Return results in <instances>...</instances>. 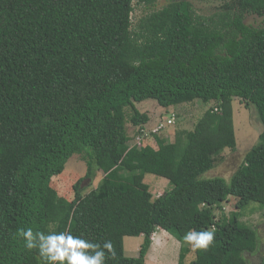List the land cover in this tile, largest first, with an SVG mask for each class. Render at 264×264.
Segmentation results:
<instances>
[{
	"label": "trees",
	"instance_id": "obj_1",
	"mask_svg": "<svg viewBox=\"0 0 264 264\" xmlns=\"http://www.w3.org/2000/svg\"><path fill=\"white\" fill-rule=\"evenodd\" d=\"M156 1L0 0V264H46L24 247L19 231L27 228L110 241L105 264H145L159 228L179 242L177 264H247L244 253L256 250L255 229L239 217L250 202L264 209V26L244 17L264 21V0H231L217 20L172 0L133 27V3ZM234 98L253 106L263 130L229 180L204 178L223 150H235ZM144 100L165 111L215 106L168 141L151 130L176 113L149 127L134 105ZM73 155L86 173L68 200L52 179ZM97 172L99 184L83 193L81 181ZM145 174L169 188L152 198ZM206 229L215 232L206 250L184 242L188 231ZM138 236L137 256L127 257L123 238Z\"/></svg>",
	"mask_w": 264,
	"mask_h": 264
},
{
	"label": "rangeland",
	"instance_id": "obj_2",
	"mask_svg": "<svg viewBox=\"0 0 264 264\" xmlns=\"http://www.w3.org/2000/svg\"><path fill=\"white\" fill-rule=\"evenodd\" d=\"M172 0H158L152 6L133 3V11L131 13L132 26L136 27L138 21L146 15L160 10L162 7L170 3ZM193 6L195 13L203 18H211L217 20L219 15L223 13V5L231 0H189ZM244 23L252 27L264 26L262 17L246 14ZM141 112H147L150 116L149 127L153 126L157 121L158 115H166L165 112H175L177 115L176 123L162 132L160 137H167L168 141H173L174 133L176 131H187L193 129L194 124L201 117V115L209 108L214 107L215 104L209 102L207 105H202L198 102L194 104H182L175 107H169L165 111L158 106L154 100H144L134 104ZM233 109V128L235 135V150L225 149L221 152V161L217 163L211 170L203 174L207 177H222L229 180L232 174L236 171L243 161L245 153L257 142L258 135L263 130V125L258 119L256 111L253 106L246 107L244 102L238 98L232 101ZM127 112L129 109H126ZM125 111V115H127ZM168 114V113H167ZM170 115V113L168 114ZM128 134H134L135 129L127 124ZM151 145L156 147L154 140L151 138L148 141ZM129 144H133V139ZM86 165L81 156L73 155L65 164V169L62 174L53 177L52 185L56 189L59 196L68 200L73 199L74 190L73 185L85 176ZM103 174L97 172L95 178L83 179L80 183L81 188H85L83 193H86L97 187ZM143 182L148 185V191L152 198L161 195L169 188L168 181L165 178L155 176L153 174H145ZM235 198L230 197L222 204V212L228 215L234 210ZM218 217L220 212L215 210ZM239 221L249 225L255 229L257 234V248L252 253H244V259L247 264H260L261 257L264 255V209L258 208V204L250 202L245 210L240 211ZM142 236L138 237H124L123 246L125 255L127 257L137 256V248L133 245L140 244ZM180 244L171 235L166 234L163 230L156 229L151 236V245L145 257V264H177ZM192 247V246H191ZM190 258V257H189Z\"/></svg>",
	"mask_w": 264,
	"mask_h": 264
},
{
	"label": "clouds",
	"instance_id": "obj_3",
	"mask_svg": "<svg viewBox=\"0 0 264 264\" xmlns=\"http://www.w3.org/2000/svg\"><path fill=\"white\" fill-rule=\"evenodd\" d=\"M27 250H38L46 264H105L106 253L112 251L110 241L93 243L66 232L33 231L32 228L20 230ZM212 229L190 230L183 240L196 249H207L214 240Z\"/></svg>",
	"mask_w": 264,
	"mask_h": 264
},
{
	"label": "built area",
	"instance_id": "obj_4",
	"mask_svg": "<svg viewBox=\"0 0 264 264\" xmlns=\"http://www.w3.org/2000/svg\"><path fill=\"white\" fill-rule=\"evenodd\" d=\"M175 124V117L174 114H171L170 116H165L161 119L160 122H158L157 125L151 130L152 133L158 132L159 130H166L169 127L173 126ZM148 134L147 132L144 135L136 134L133 138V144L140 145L141 139H144V137Z\"/></svg>",
	"mask_w": 264,
	"mask_h": 264
},
{
	"label": "crops",
	"instance_id": "obj_5",
	"mask_svg": "<svg viewBox=\"0 0 264 264\" xmlns=\"http://www.w3.org/2000/svg\"><path fill=\"white\" fill-rule=\"evenodd\" d=\"M159 229H160V228H159ZM160 230H162V229H160ZM163 231H164V230H163ZM164 232H165V231H164ZM165 233L168 234L167 232H165ZM168 235H169V234H168ZM140 237H141V236H140ZM133 247L138 249V248H139V244H135V245H133Z\"/></svg>",
	"mask_w": 264,
	"mask_h": 264
}]
</instances>
